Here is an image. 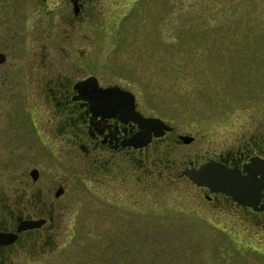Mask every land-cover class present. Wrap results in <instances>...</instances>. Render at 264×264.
<instances>
[{
  "label": "rangeland",
  "instance_id": "obj_1",
  "mask_svg": "<svg viewBox=\"0 0 264 264\" xmlns=\"http://www.w3.org/2000/svg\"><path fill=\"white\" fill-rule=\"evenodd\" d=\"M15 3L0 17L14 19L0 36V207L53 215L19 264H264V226L201 210L183 179L103 181L48 90L54 75L88 73L128 87L144 112L195 135L168 150L176 167L264 135V0H96L86 27L61 5Z\"/></svg>",
  "mask_w": 264,
  "mask_h": 264
},
{
  "label": "flooded vegetation",
  "instance_id": "obj_2",
  "mask_svg": "<svg viewBox=\"0 0 264 264\" xmlns=\"http://www.w3.org/2000/svg\"><path fill=\"white\" fill-rule=\"evenodd\" d=\"M21 1L23 2L24 0H0V17H2L3 13H7L8 9L6 6L8 3L16 2L15 4L20 5ZM37 1L46 5L51 3L61 5L60 13L68 17L70 22L74 24L80 22L82 26L86 27L89 18V8L96 0ZM17 16L25 19L23 12H19ZM9 20L14 19L5 17L4 27L0 28V36L7 35V23ZM90 75L96 77L93 82L97 86L102 88L117 86L126 94H130L127 91L132 92L134 94V110L142 115H157L144 112L139 107L136 95L131 89L118 82H103L94 73H88L77 78H71L68 75L64 78L59 75L52 77V83L48 88L52 102L54 106L64 112L65 125L73 135H76L74 142L86 152H92L91 163L94 166V171L99 173L103 181L115 183L116 179L120 178L121 173L123 177L128 179L129 183L132 182L131 178L133 177L139 179L140 182L153 172L163 177L161 179L170 176L183 179L196 188V194L193 195V199L201 210L219 215L234 213L244 224V227H248L250 221L253 224L264 226V187L259 190V194L252 204L242 203L226 192L214 190L205 184L196 183L183 172L186 168H198L203 163L214 160L228 167H236L243 174H246L245 165L252 164L254 160L264 162V135H260V132L243 133L237 137L227 138L223 143L214 146L212 149L197 150L191 155L187 154L186 157L180 158L178 167H176L174 159H170L167 156L168 150L173 149L174 145H178V143H188L184 142V135L192 137L189 142L193 141L195 135L174 130L173 125L162 118L170 124V129L165 130L160 135L152 133L149 140L142 145L136 146L126 142V140L143 130V127L140 126L138 121L130 117L128 109L121 111L119 108H115L114 101L117 99V88L109 92L99 91L95 93L94 89L97 86H93V84L78 85L79 82H82ZM99 94L111 105L112 109H108L111 114H106V111L103 114L101 111L95 113L94 110L96 108L91 104L89 97ZM165 171L168 173L163 174ZM258 177L260 178V174H258ZM151 183L152 181H149L144 183L143 186L149 184V187H151ZM29 205L28 209L38 210L35 208L40 204ZM46 213V215L39 216L45 218L41 225L18 230V225L22 219L35 217L32 213H25L23 209L8 207L5 204L1 205L0 232H14L16 235L9 241L0 242V264H19L22 261V256L25 253L26 237L33 240L32 237L40 236V233H42L40 228L46 224L48 219H53L50 210H47ZM36 231L39 232L35 234Z\"/></svg>",
  "mask_w": 264,
  "mask_h": 264
},
{
  "label": "water",
  "instance_id": "obj_3",
  "mask_svg": "<svg viewBox=\"0 0 264 264\" xmlns=\"http://www.w3.org/2000/svg\"><path fill=\"white\" fill-rule=\"evenodd\" d=\"M6 59V55L4 52L0 51V63ZM96 77L94 75L87 76L82 82H79L78 85L81 84H93V86H97L93 80ZM117 88V99L114 101L115 108H119L121 111L125 109L130 112V117L134 120L138 121L143 130L135 134L130 139L126 140V142L133 145H142L145 144L151 134L160 135L165 130L171 128L170 124L165 122L163 119L157 116H144L140 112L134 110V94L130 91H127L130 94H126L117 86L114 87H106L102 88L101 86H97L94 89L95 93L99 91L109 92L113 89ZM119 93V94H118ZM125 94V95H124ZM89 98L91 99V104L96 108L95 113L101 111L103 114L106 111V114H111V111L108 112V109H112L111 105L106 102V100L99 95ZM128 97V98H127ZM110 101V100H109ZM191 136L184 135V142H189L191 140ZM244 170L246 174H243L236 167H228L223 163L216 162L214 160H209L198 168L190 167L186 168L183 172L186 173L192 180H194L198 184H205L210 186L214 190H221L230 194L233 198L242 203L252 204L255 198L259 194V190L264 187V162L253 161L252 164L245 165ZM29 174L31 175L33 180H36L39 174L37 167H32L29 170ZM260 174V178L258 177ZM63 192V186H58L54 192L55 196H58ZM45 221V218H24L20 221L18 225V230H24L27 228L37 227L41 225ZM16 233L0 232V242H6L15 237Z\"/></svg>",
  "mask_w": 264,
  "mask_h": 264
},
{
  "label": "trees",
  "instance_id": "obj_4",
  "mask_svg": "<svg viewBox=\"0 0 264 264\" xmlns=\"http://www.w3.org/2000/svg\"><path fill=\"white\" fill-rule=\"evenodd\" d=\"M203 57V56H202ZM179 71V70H178ZM190 71V70H189ZM180 75L179 74H177V77H179ZM187 86H190V83L189 84H187ZM26 206H27V204H26Z\"/></svg>",
  "mask_w": 264,
  "mask_h": 264
}]
</instances>
